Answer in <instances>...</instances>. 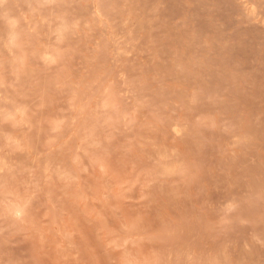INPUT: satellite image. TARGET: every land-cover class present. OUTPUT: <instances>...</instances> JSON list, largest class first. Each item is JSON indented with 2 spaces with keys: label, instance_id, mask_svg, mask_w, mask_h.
<instances>
[{
  "label": "rangeland",
  "instance_id": "obj_1",
  "mask_svg": "<svg viewBox=\"0 0 264 264\" xmlns=\"http://www.w3.org/2000/svg\"><path fill=\"white\" fill-rule=\"evenodd\" d=\"M0 264H264V0H0Z\"/></svg>",
  "mask_w": 264,
  "mask_h": 264
}]
</instances>
